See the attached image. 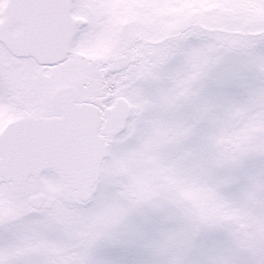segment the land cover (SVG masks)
I'll list each match as a JSON object with an SVG mask.
<instances>
[{
	"label": "snow or ice",
	"instance_id": "6c2138e0",
	"mask_svg": "<svg viewBox=\"0 0 264 264\" xmlns=\"http://www.w3.org/2000/svg\"><path fill=\"white\" fill-rule=\"evenodd\" d=\"M0 264H264V0H0Z\"/></svg>",
	"mask_w": 264,
	"mask_h": 264
}]
</instances>
